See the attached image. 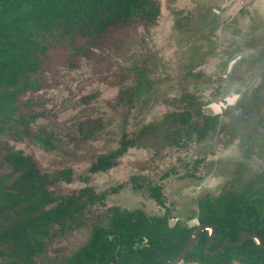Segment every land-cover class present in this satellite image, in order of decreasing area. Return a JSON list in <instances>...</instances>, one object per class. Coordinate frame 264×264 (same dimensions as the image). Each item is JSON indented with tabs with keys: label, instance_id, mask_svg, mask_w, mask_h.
<instances>
[{
	"label": "rangeland",
	"instance_id": "374dc122",
	"mask_svg": "<svg viewBox=\"0 0 264 264\" xmlns=\"http://www.w3.org/2000/svg\"><path fill=\"white\" fill-rule=\"evenodd\" d=\"M159 4L154 23L112 25L76 37L73 47L48 49L37 85L15 100L0 133V172L7 145L32 157L52 195L119 185L88 205L77 217L80 224L55 227L34 264H65L93 224H106L108 206L161 214L165 209L149 197L148 185L161 187L175 223L193 225L189 216L200 195L239 189L264 171V0ZM234 91L238 97L211 115L213 127L196 130L202 125L198 109ZM182 111H188L187 123L168 115ZM122 140L128 146L113 165L88 170L99 154L119 150Z\"/></svg>",
	"mask_w": 264,
	"mask_h": 264
},
{
	"label": "trees",
	"instance_id": "16d2710c",
	"mask_svg": "<svg viewBox=\"0 0 264 264\" xmlns=\"http://www.w3.org/2000/svg\"><path fill=\"white\" fill-rule=\"evenodd\" d=\"M159 14V0H0V133L12 118L18 95L37 85L36 74L48 49L73 47L76 37L94 36L112 25L138 21L151 24ZM187 112L168 115L174 122L187 123ZM198 113L202 115V125L196 130L204 134L213 127L216 117L204 115L200 109ZM128 143L122 140L119 150L99 154L88 170H106ZM3 147L1 264H34L35 256L44 249L45 240L55 227L64 229L80 224L77 217L88 205L119 188L118 185L97 193L92 186H85L67 196L52 195L45 187L47 174L37 168L30 155L11 146ZM70 171L62 169V176L69 178ZM147 192L164 207L161 214L108 206L106 224H93L87 241L65 264H164L173 259L195 224L178 219L169 226L172 215L165 206L161 187L148 185ZM193 213L189 218L195 219L196 224L214 226L209 250L226 240H239L242 230L257 233L264 243V171L249 177L239 189L200 195ZM208 237V230H202L181 263L264 264V246H257L252 238L208 253L204 249Z\"/></svg>",
	"mask_w": 264,
	"mask_h": 264
},
{
	"label": "water",
	"instance_id": "95a60500",
	"mask_svg": "<svg viewBox=\"0 0 264 264\" xmlns=\"http://www.w3.org/2000/svg\"><path fill=\"white\" fill-rule=\"evenodd\" d=\"M236 59L233 58L229 65L228 68L231 67L232 63H234ZM238 97V92L234 91L227 96L223 97L221 100L217 102H212L207 105H205L202 109V112L206 115H215L218 114L222 111V109L226 108L227 105L231 104L236 98ZM175 219H169L168 220V225L173 226L175 223ZM202 230H208L209 232V237L204 245V249L208 253H216L218 251H221L225 245H239L242 244L245 240L252 238L255 241V244L257 246H264V243L262 242L261 237L255 233V232H247L245 230H242L239 232V240L237 241H230L226 240L222 244H220L216 249L214 250H209V245L211 243V240L214 235V226L210 223H197L194 225L193 229L191 230L188 239L180 252L171 260L167 261L164 264H178L182 259L185 257L186 253L193 247L195 244L200 232ZM116 264V263H113Z\"/></svg>",
	"mask_w": 264,
	"mask_h": 264
},
{
	"label": "flooded vegetation",
	"instance_id": "af4514ba",
	"mask_svg": "<svg viewBox=\"0 0 264 264\" xmlns=\"http://www.w3.org/2000/svg\"><path fill=\"white\" fill-rule=\"evenodd\" d=\"M231 60H232V59H231ZM231 60H230V61H231ZM230 61L228 62V65H229ZM228 65H227V67H228ZM232 66H233V63H232V65H231V67H232ZM207 104H209V103L207 102L206 105H207ZM204 106H205V105H204ZM204 106H203V107H204ZM203 107L200 109L201 111H202ZM203 114H204V113H203ZM215 115H216V114H215ZM207 116H211V115H207ZM146 189H147V188H146ZM170 219H172V218H170ZM173 225H174V224H173ZM110 239H111V238H110ZM144 242H145V239H144ZM143 245H144V244H143ZM180 262H181V261H180ZM113 263H114V262H112L111 264H113ZM116 264H117V263H116Z\"/></svg>",
	"mask_w": 264,
	"mask_h": 264
}]
</instances>
